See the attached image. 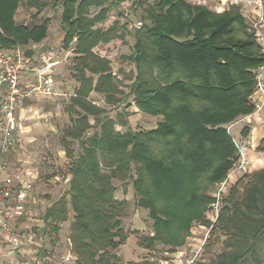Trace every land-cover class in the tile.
I'll return each mask as SVG.
<instances>
[{
  "label": "trees",
  "instance_id": "obj_1",
  "mask_svg": "<svg viewBox=\"0 0 264 264\" xmlns=\"http://www.w3.org/2000/svg\"><path fill=\"white\" fill-rule=\"evenodd\" d=\"M128 1L58 0L63 48L74 45L71 72L79 87L69 99L70 125L60 139L72 159L69 191L45 210L44 229L57 236L70 221L68 246L75 264H149L125 263L120 247L132 235L149 253L163 247L173 254L186 244L193 224L211 228V240L215 234L222 238L223 249L206 264H264V168L245 182L236 180L215 223L206 220L216 202L210 192L238 161L226 128L254 111L255 77L264 62L257 37L235 5L216 12L186 0H132L141 15L125 58L132 66L123 72L130 82L125 99L157 120L155 129L135 131L122 110L110 118L88 99L98 94L107 104H122V82L94 50L113 40L124 43L127 27L119 19L107 30L96 26L107 20L110 8ZM22 4L37 12L47 6L40 0H0L1 49L37 44L46 35L49 20L32 27L15 22ZM248 132L244 127L241 136ZM72 142L80 146L74 156ZM256 151L264 154L263 141ZM115 183L132 188L137 208L152 222L149 234L123 230L128 201L116 198L122 187Z\"/></svg>",
  "mask_w": 264,
  "mask_h": 264
},
{
  "label": "rangeland",
  "instance_id": "obj_2",
  "mask_svg": "<svg viewBox=\"0 0 264 264\" xmlns=\"http://www.w3.org/2000/svg\"><path fill=\"white\" fill-rule=\"evenodd\" d=\"M153 0H149V3L152 4ZM188 3L192 5H202L205 6L208 10L223 12L225 9L231 5L237 6L242 10L245 22L250 26L254 20L258 18L260 11L255 7V0H186ZM58 2V0L56 1ZM59 3V2H58ZM132 0L126 2L125 5L121 7H112L109 10V15L107 20L104 23L98 24L96 27H99L103 30H107L109 26L119 19V22L122 26L127 27V34L124 38V43L121 41L113 40L112 45H110L106 49H100L98 52L99 55L101 51L104 52L105 58H108L110 62L111 71L117 76V80L122 82V86L120 87L123 95L118 97L122 99V104H107L106 100L102 96L95 97L94 94L89 96L90 101H99L102 109L105 110L106 114L110 118H114L116 113L121 110L124 114L128 116V127L133 130L138 131H150L155 129L157 120L149 118L142 113H139L137 109L134 107L132 99L126 98V95L129 93V81H124V74L130 73L132 71V66L127 63L125 60L126 57L132 52L133 47V39L131 37V33L134 31V25L137 23L135 21L138 19L141 12L139 10L134 9L132 6ZM264 4V3H263ZM26 4L23 5L22 10L16 14V16L26 17L23 19L22 23H26L29 25H37L42 23L45 19H50V25L52 24L53 29L56 30V33L62 34L64 36V28L60 24V16H61V8L57 6V9L53 7L43 8L38 13H29L28 9H25ZM264 6V5H263ZM90 13L93 14V10H90ZM259 13V14H258ZM40 16V17H39ZM122 16V17H121ZM33 20V21H30ZM58 40V38H57ZM59 47H62L60 44ZM48 49V48H44ZM102 55V54H101ZM71 64L72 59L68 62L67 69L63 74L64 77H58L61 81L60 89L63 91V95L61 96V100L56 101L54 104H60V108L58 113L45 109V112H48L51 122L50 126L52 127V132L49 133L46 137L40 138L36 142H32L27 144L26 148L21 150V153L31 154V159L34 163V167L38 166L39 175L37 184L34 185L33 189L35 191V212L38 214L36 217H31L27 224H30L32 227L33 233H35V239L33 240L38 248V254L32 255L34 260L38 259V261L43 260L44 257H47L44 260L43 264H73L75 263L74 259L71 262H64L63 258L68 256L70 253V247L68 246V237H69V224L70 221L64 223L60 226L59 233L57 236L54 233H51L47 228L44 229L43 223H39L42 221V216L44 213V209L46 208V203L52 205L62 196H66L69 191V186L64 184V178L66 175L69 176L68 171L70 169L72 159H68L66 157L63 146L60 144V139L62 137L64 129L69 127L70 125V117L66 114L65 109L67 108L70 101L68 100L73 94L77 86H75V81H73L72 72H71ZM62 74V75H63ZM65 97V98H64ZM126 100V101H125ZM129 107L125 108V105L129 104ZM24 107V106H23ZM124 108V109H123ZM245 117L239 118L237 123L238 126H235L236 132L238 133L240 130L242 131L245 126ZM90 123L93 124V120H90ZM246 127V126H245ZM120 132H125L126 129L115 126ZM233 130V132L235 131ZM95 130H91L89 134H92ZM233 134V133H232ZM73 156L74 154L79 153L80 146L77 142H72ZM240 146L241 143L239 144ZM16 149L18 144L15 145ZM13 152L9 157V161L11 163ZM236 164V163H235ZM235 167L232 166V169ZM251 169H249L248 163L245 165L242 171H234L230 174V177L227 181V185L225 187L224 193L220 196V204L222 198L226 196L228 190L231 188V185L239 179H243V182L248 180L249 174H251ZM57 180H59L57 182ZM119 188L122 187V194L124 186L127 187L126 195L123 194L126 201H128V205L124 211V220L122 228L127 232L130 229L135 230L137 227L138 230H143L142 235L149 234L152 222L147 215L146 210H141L137 208L136 201L134 200V191L129 185H120L119 183H115ZM130 184V183H129ZM217 188V186H216ZM216 188L210 195L212 198L216 195ZM125 190V189H124ZM34 209V208H33ZM210 210L207 212V221H211L213 219V215ZM25 223L21 222L15 225L16 231H24L26 228L23 225ZM37 226V227H36ZM211 229L206 228L205 226H200L193 224L192 231L186 240V244L177 248L173 254L166 253V249L163 247H159L153 253H148L147 251L145 257L141 258V260H148L149 264H189L190 261L193 260L190 264H206L211 260H214L216 255L221 252L223 249L222 246V238L219 234L214 235V239H210V231ZM211 240V241H209ZM24 253V252H23ZM31 252L26 255L24 253L23 256L18 255L14 262L11 264H35L33 261H29L31 258ZM147 257V258H146ZM19 260V262L17 261ZM141 262V261H140Z\"/></svg>",
  "mask_w": 264,
  "mask_h": 264
},
{
  "label": "built area",
  "instance_id": "obj_3",
  "mask_svg": "<svg viewBox=\"0 0 264 264\" xmlns=\"http://www.w3.org/2000/svg\"><path fill=\"white\" fill-rule=\"evenodd\" d=\"M264 0H255V7L258 8L260 14L257 20L249 26V29L257 37L261 52L264 54ZM141 26L140 23L137 25ZM74 45L64 51L63 61L67 63L72 59ZM58 62L54 58L53 51H42L37 55V60L32 63L30 58H27L19 49L14 52L4 51L0 54V260L2 263L11 264L15 258L24 252L29 255V261L35 264H43L47 257L43 260H34L32 255L38 254V248L33 241L35 233L32 226H29L24 231H16L13 224L19 218L30 217L28 213L29 205L35 204V191L32 184L24 181L19 175L13 174L10 171V155L16 150V144L19 138V120L17 111L23 107L24 101L30 97L39 94L51 95L53 92V79L50 71ZM26 74H31L32 77L26 78ZM256 85L253 90L254 111L247 115L245 119L250 118L260 111L264 106V62L262 67L256 73ZM96 108H102L100 102L91 101ZM239 123V122H238ZM237 122L229 124L226 128L231 139L234 141L237 149L238 161L235 167L230 171L228 177L223 182L219 183L216 188L214 199L216 202L212 204L211 213L213 219L210 221L215 223L218 216V208L220 205V196L225 191L226 183L234 171H242L247 164V154L243 146H240L239 141L233 137L231 130L237 126ZM63 183L68 185L71 176L63 177ZM211 229V228H209ZM74 257L68 255L63 258L64 262H71ZM192 261L189 262L192 263Z\"/></svg>",
  "mask_w": 264,
  "mask_h": 264
},
{
  "label": "crops",
  "instance_id": "obj_4",
  "mask_svg": "<svg viewBox=\"0 0 264 264\" xmlns=\"http://www.w3.org/2000/svg\"><path fill=\"white\" fill-rule=\"evenodd\" d=\"M56 1L57 0H40L41 3L47 4L46 8H49V7L51 8L53 6L56 9H57V6L61 8V3L57 4ZM23 5L25 4H22L18 8V10L16 11V14L19 13L20 10H22ZM25 7H26L25 9H28L29 13H35V14L38 13L37 10H35L34 8H30L27 5ZM24 18L26 17L21 16L18 18V16H15V22L17 24H23L22 21ZM45 20H49V23L46 26V29H47L46 35L44 39H42L37 44L29 43V45H25L23 47H19L16 49H10V48L1 49L0 48V54H2L4 51L14 52L15 50L19 49L22 53H24V55L27 58H30L32 60V63H34L37 60V55L40 52L46 51V50L53 51L54 58H56V61L58 62V64L54 68H52V70L50 71L51 72L50 75L52 76V79H53L52 94L51 95L39 94L37 96L26 99L24 101V105H23L24 107H21L16 113L18 120H19V125H20V130H19L20 134H19V138L17 141L18 147L12 155V159L10 163V171L13 174L19 175L24 181L28 183L30 182L29 184H32L33 187L34 185L37 184L38 177H39V175L37 174L38 166L34 167L33 166L34 163L30 161V159L32 158L31 154L29 155V154L21 153V150L23 148H26L27 144L36 142L37 140H40V138H42L43 136L46 137L49 133L52 132V127L50 126L51 119L49 116H47L49 115L48 112H45L44 110L49 109V110H53L58 113L60 104H54V103H56V101L61 100V96L63 95L62 94L63 91H61L59 87L61 86L60 78L65 76L63 72L66 73L65 69H67V66H68V61L67 63L63 61V54L65 50L63 48L62 41H63L64 36H62V34L60 35L56 33V30L53 29L52 24L50 25V19H45ZM30 21H33V20H30ZM40 24H37V25H40ZM26 25H28L29 27L37 26V25H29V24H26ZM112 43L113 42L110 41V43L107 45L100 44L99 46L96 47L94 52L95 53L98 52L101 48L106 49L110 45H112ZM60 44H62V47H59ZM44 48H48V49H44ZM100 55L103 56L104 52L101 51ZM106 59L108 60V58ZM31 77H32L31 74H26L25 80L26 78L30 79ZM58 77L60 78L58 79ZM74 83H75V86H77L76 87L77 89L79 86L76 82ZM1 91H2V88H0V93ZM94 96L97 97L99 95L94 94ZM244 121H245L244 123L245 126L249 128V132L247 136L243 138L241 136V130L237 133L236 132L237 130L234 127L235 131L233 132L234 134L233 137L236 140H238L239 143H241V145L243 146V149H245V152L247 154V163H248L249 169H251V172L254 173L264 168V154L260 152L258 153L256 151L257 148L259 147V144L262 141L264 142V106L262 108V111H260L258 114L250 118L245 119ZM238 125L239 124H237V126ZM0 178H3V176H0ZM58 181L59 180H57V182ZM116 198L125 199L126 197H124L122 192L119 191ZM46 204L47 205H46V208L44 209V213H45V210L51 206V205L49 206L48 203ZM35 206H36L35 204L29 205L30 212L28 213V215L30 217L17 219L16 222L13 224L14 228L16 224L21 223V222L25 223L23 224L25 228H28L29 226H31L30 224H27L29 220H31L30 218L36 217L38 215L35 212V210L37 209L35 208ZM42 221H43V218H42ZM42 221H39L38 224L43 223ZM32 228H34V226ZM145 251L147 250H143L142 248H140L139 245L136 244V239L131 235L130 238L126 241V243L120 247L118 254L125 263H131V262L138 263L140 261H143L141 260V258L145 257V254H146ZM20 255L23 256L24 253L21 252ZM69 255L71 254L69 253ZM17 261L19 262L18 259ZM0 264H9V263H2V261L0 260Z\"/></svg>",
  "mask_w": 264,
  "mask_h": 264
}]
</instances>
